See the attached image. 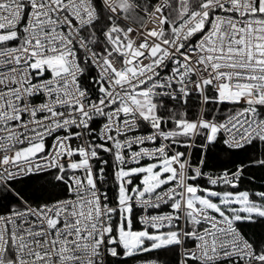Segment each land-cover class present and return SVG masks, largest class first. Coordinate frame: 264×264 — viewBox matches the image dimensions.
<instances>
[{
  "label": "snow or ice",
  "instance_id": "1",
  "mask_svg": "<svg viewBox=\"0 0 264 264\" xmlns=\"http://www.w3.org/2000/svg\"><path fill=\"white\" fill-rule=\"evenodd\" d=\"M0 264H264V0H0Z\"/></svg>",
  "mask_w": 264,
  "mask_h": 264
}]
</instances>
